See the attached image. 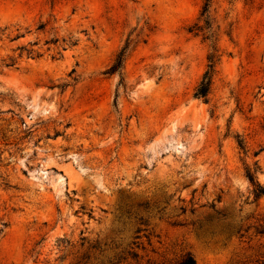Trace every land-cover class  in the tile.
<instances>
[{
  "label": "rangeland",
  "instance_id": "obj_1",
  "mask_svg": "<svg viewBox=\"0 0 264 264\" xmlns=\"http://www.w3.org/2000/svg\"><path fill=\"white\" fill-rule=\"evenodd\" d=\"M257 186L264 0H0V264H264Z\"/></svg>",
  "mask_w": 264,
  "mask_h": 264
},
{
  "label": "trees",
  "instance_id": "obj_2",
  "mask_svg": "<svg viewBox=\"0 0 264 264\" xmlns=\"http://www.w3.org/2000/svg\"><path fill=\"white\" fill-rule=\"evenodd\" d=\"M207 7H208V3H205L203 9H202V13L201 14H205L204 16V26H196L195 24L193 26V29L197 30V31H202V29L209 28V18L208 15L206 14L207 12ZM125 49L126 47H123L119 53L117 54L114 63L110 66L109 68V72L110 73H114L115 71L119 70L121 68L123 59H124V55H125ZM208 60V64H207V69L205 70V72L203 73L200 81L198 82L197 86L195 87L193 96L196 98H201L203 100H207V96L209 93V89H210V85H211V78H212V68H213V62H214V57L213 55H209L207 57ZM238 145L242 148V143L241 141H238ZM257 171V168L254 169V171H249L246 170L245 174L246 177L250 180L253 181L254 180V174ZM264 194V189L260 186H257L256 190H255V196H260ZM179 264H194V259L191 255L187 254L186 256H184Z\"/></svg>",
  "mask_w": 264,
  "mask_h": 264
}]
</instances>
